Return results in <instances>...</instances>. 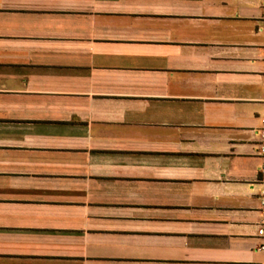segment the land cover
Returning a JSON list of instances; mask_svg holds the SVG:
<instances>
[{
    "label": "crops",
    "instance_id": "obj_1",
    "mask_svg": "<svg viewBox=\"0 0 264 264\" xmlns=\"http://www.w3.org/2000/svg\"><path fill=\"white\" fill-rule=\"evenodd\" d=\"M264 0H0V264H264Z\"/></svg>",
    "mask_w": 264,
    "mask_h": 264
},
{
    "label": "built area",
    "instance_id": "obj_2",
    "mask_svg": "<svg viewBox=\"0 0 264 264\" xmlns=\"http://www.w3.org/2000/svg\"><path fill=\"white\" fill-rule=\"evenodd\" d=\"M262 19L264 20V7H263V16ZM264 32V28H263ZM261 125L262 127L257 130L256 134L259 138V145L257 148L258 155L261 156L264 159V116L261 118ZM258 173L260 175V180L257 182V184H250V188L253 190L255 186H258V196L260 200V218L257 224V237L258 238H264V161L263 163L258 167ZM260 251H264V245H261L259 247Z\"/></svg>",
    "mask_w": 264,
    "mask_h": 264
}]
</instances>
